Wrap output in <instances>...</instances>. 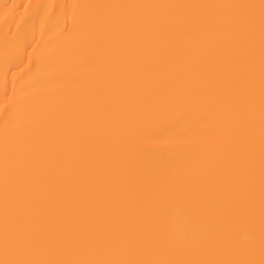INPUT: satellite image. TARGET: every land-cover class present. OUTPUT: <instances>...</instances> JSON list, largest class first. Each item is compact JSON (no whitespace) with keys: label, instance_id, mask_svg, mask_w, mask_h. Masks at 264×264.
I'll return each instance as SVG.
<instances>
[{"label":"bare ground","instance_id":"bare-ground-1","mask_svg":"<svg viewBox=\"0 0 264 264\" xmlns=\"http://www.w3.org/2000/svg\"><path fill=\"white\" fill-rule=\"evenodd\" d=\"M0 264H264V0H0Z\"/></svg>","mask_w":264,"mask_h":264}]
</instances>
